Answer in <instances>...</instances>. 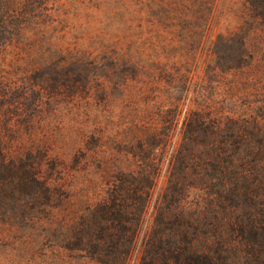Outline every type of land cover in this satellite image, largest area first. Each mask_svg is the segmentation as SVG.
<instances>
[{
    "label": "rangeland",
    "instance_id": "374dc122",
    "mask_svg": "<svg viewBox=\"0 0 264 264\" xmlns=\"http://www.w3.org/2000/svg\"><path fill=\"white\" fill-rule=\"evenodd\" d=\"M0 264H264V0H0Z\"/></svg>",
    "mask_w": 264,
    "mask_h": 264
}]
</instances>
